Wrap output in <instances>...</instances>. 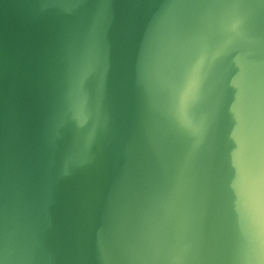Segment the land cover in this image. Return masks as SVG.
<instances>
[{"label": "water", "instance_id": "95a60500", "mask_svg": "<svg viewBox=\"0 0 264 264\" xmlns=\"http://www.w3.org/2000/svg\"><path fill=\"white\" fill-rule=\"evenodd\" d=\"M0 264H264V0H0Z\"/></svg>", "mask_w": 264, "mask_h": 264}]
</instances>
